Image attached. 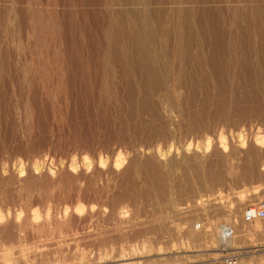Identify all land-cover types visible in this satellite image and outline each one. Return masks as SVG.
Masks as SVG:
<instances>
[{
  "label": "rangeland",
  "instance_id": "1",
  "mask_svg": "<svg viewBox=\"0 0 264 264\" xmlns=\"http://www.w3.org/2000/svg\"><path fill=\"white\" fill-rule=\"evenodd\" d=\"M114 1L0 0V264H205L236 251L264 264V218L243 219L264 201V0L216 4L219 35L201 29L181 58L166 43L168 82L148 99L132 48L111 36ZM184 164L201 166V189L149 193L146 168L167 165L177 186Z\"/></svg>",
  "mask_w": 264,
  "mask_h": 264
},
{
  "label": "bare ground",
  "instance_id": "2",
  "mask_svg": "<svg viewBox=\"0 0 264 264\" xmlns=\"http://www.w3.org/2000/svg\"><path fill=\"white\" fill-rule=\"evenodd\" d=\"M241 1L244 2L246 0L114 1V3L111 5V8L114 9H111L110 21L111 28L113 30L116 29V31L114 34H111V36L114 40V44L117 46L116 48L120 49V51H118L119 53H127V51H129V47L132 48L131 52L135 55L136 60H138V64L136 66L138 67L139 75L142 77L141 82L144 85L142 91H144L146 99H148L149 96H151L158 89V87L167 85L169 65L163 61V58L161 59V57H163V53L165 52V44L173 42L176 45V48L178 47L177 53L179 58H181L184 53L187 40L191 38H198L200 36L201 29H206L207 31L212 29L210 31L211 36L219 35V31L216 30V28L221 29L223 24V14L217 7H215L216 4L219 5L223 2L227 3ZM193 5H213V7H208L204 11L199 12V10L195 9ZM253 11H256V9ZM245 12V7L233 9V14H244ZM249 19L252 20V18ZM123 44H125L126 47H124ZM196 64L200 67L203 66L202 61H198L195 63V65ZM183 72L184 70L182 66H180L177 71V75L181 77ZM176 83L179 84L180 80H177ZM159 92H162L161 95L159 94L160 97L157 96L159 97V99L157 98L159 103H162L164 99L170 98L169 90H161ZM173 112L166 115L170 125L175 123ZM237 138H239L238 142L240 145L238 148L242 150V148H244L245 141L239 135ZM261 142V138L255 139V145H260ZM187 146L190 148V144ZM166 154L167 153L159 150L156 153L158 160L164 159ZM123 164L124 159L119 156L115 161L114 168L118 170ZM145 170H147V172H145L143 181L149 187V193L152 195L167 196L173 189V192L175 191L177 195L181 197L185 196V194L189 192H197L203 185L201 180H203L202 178L204 177L202 175L201 166L191 167L186 164L182 173V178L185 180L186 184L177 186H173L170 183V168L167 165L162 167L158 165H150L149 168H146ZM218 178L219 177L217 175H212L213 180ZM126 213L127 211L125 212L124 210L119 212L120 219H123ZM2 219L3 216L0 213V221ZM151 233L156 234L152 230ZM170 235L171 234L168 236ZM168 236L166 238H170ZM231 238L232 234L227 239L230 240ZM234 253L238 254V258H241V255L237 251L227 254Z\"/></svg>",
  "mask_w": 264,
  "mask_h": 264
},
{
  "label": "built area",
  "instance_id": "3",
  "mask_svg": "<svg viewBox=\"0 0 264 264\" xmlns=\"http://www.w3.org/2000/svg\"><path fill=\"white\" fill-rule=\"evenodd\" d=\"M264 218V201L258 204H249L245 206L243 219L245 221H250L253 219ZM199 223L195 224V227H199ZM220 234L222 239L229 238L232 234V230L228 226L220 227ZM205 264H241L239 262L238 254H221L219 256L210 258Z\"/></svg>",
  "mask_w": 264,
  "mask_h": 264
}]
</instances>
